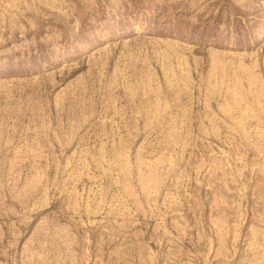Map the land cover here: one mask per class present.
I'll return each instance as SVG.
<instances>
[{"label":"rangeland","instance_id":"obj_1","mask_svg":"<svg viewBox=\"0 0 264 264\" xmlns=\"http://www.w3.org/2000/svg\"><path fill=\"white\" fill-rule=\"evenodd\" d=\"M0 264H264V0H0Z\"/></svg>","mask_w":264,"mask_h":264}]
</instances>
